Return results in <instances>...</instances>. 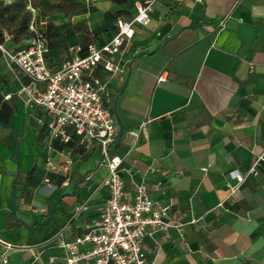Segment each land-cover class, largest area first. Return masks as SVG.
Returning <instances> with one entry per match:
<instances>
[{
  "label": "crops",
  "instance_id": "0c3cea01",
  "mask_svg": "<svg viewBox=\"0 0 264 264\" xmlns=\"http://www.w3.org/2000/svg\"><path fill=\"white\" fill-rule=\"evenodd\" d=\"M75 1L88 11L65 15L61 4L60 22L50 15L53 69L71 56L70 45L85 46L73 24L85 21L96 35L92 42L103 44L116 34L117 17L131 19L135 13V0H101L92 9ZM150 17L124 46L122 68L114 75L97 72L112 92L124 199L131 200L144 181L152 198L170 206L176 224L147 235L143 248L152 264H264V162L229 196L236 183L230 172L246 173L264 149V0H183L178 7L160 0ZM7 44L24 47L13 40ZM0 90L4 100L16 99L10 125L0 124V237L24 246L11 252L8 264H65L50 238L59 230L74 237L100 213L108 196L103 185L108 168L100 158L80 172L99 147L83 146L80 153L69 146L68 184H61L62 174H52L58 188L40 185L23 151L26 131L18 125L26 126L31 117L37 122L42 111L17 94L19 81L1 51ZM38 133L43 151L37 167L45 178L48 130L38 124ZM70 197L76 198L75 207L88 201L78 219L68 208Z\"/></svg>",
  "mask_w": 264,
  "mask_h": 264
},
{
  "label": "built area",
  "instance_id": "2783aa9c",
  "mask_svg": "<svg viewBox=\"0 0 264 264\" xmlns=\"http://www.w3.org/2000/svg\"><path fill=\"white\" fill-rule=\"evenodd\" d=\"M98 1L101 0H84V3L89 6ZM158 1L135 0L134 16L131 19L117 17V32L113 37L103 44L70 45L71 56L56 69L48 65L49 40L33 17L29 24L32 35L24 47H7L6 43L13 40L8 31H4L0 41L7 67L19 81L17 94L25 96L27 106L42 111L37 123L48 130V174L44 178L48 187L58 188L52 174H62L65 179L61 184H68L73 155L67 144L72 141L80 146L99 147L101 162L108 168L103 179L108 196L100 213L88 220L84 232L69 237L64 230H59L50 238L62 250L65 264H152L143 248L145 237L159 231L167 232L176 225L171 219L170 206L152 198L144 181L137 184L131 200L124 199L123 157L114 148L118 124L110 107L112 92L109 80L97 73L102 69L114 75L122 68L124 46L132 42L138 25L150 23V14ZM158 80H164V72ZM11 96L9 93L5 98ZM132 133L138 135V132ZM57 145L65 147L58 149ZM53 153L61 158L56 159ZM262 162L264 149L246 173L237 169L230 172L236 183L230 186L229 196L240 189L247 177L258 174ZM90 177L87 175L86 179ZM88 207V201L77 204L72 219L80 218ZM20 247L24 246L0 237V264H8L11 252ZM55 260L56 256L49 257L51 263Z\"/></svg>",
  "mask_w": 264,
  "mask_h": 264
},
{
  "label": "trees",
  "instance_id": "16d2710c",
  "mask_svg": "<svg viewBox=\"0 0 264 264\" xmlns=\"http://www.w3.org/2000/svg\"><path fill=\"white\" fill-rule=\"evenodd\" d=\"M43 0H29L33 8L38 9L40 3ZM62 2V11L65 15H70L75 13L80 9L88 11L86 8H83V5L79 1L75 0H58ZM117 4L128 3L132 0H111ZM178 7L181 2H175ZM169 5H173L169 2ZM33 17L31 10H26V2L24 0H15L12 3H5L0 1V41L3 40L4 31H8L13 35V42L16 44H21L24 46V42L28 40L32 32L29 29L30 21ZM53 23L49 22L47 27L42 28L48 37L49 43L50 38H52ZM71 29L81 33L84 39V45L87 46L89 43L95 40L96 35L94 32L86 25L85 21H79L76 24L71 26ZM16 99L14 97L11 100H4L3 93L0 90V124L10 125L11 118L14 112ZM68 146L78 147L80 153H83L85 148L83 146L77 145L76 142L72 141L67 144ZM65 147V146H59ZM86 159V158H85Z\"/></svg>",
  "mask_w": 264,
  "mask_h": 264
},
{
  "label": "rangeland",
  "instance_id": "374dc122",
  "mask_svg": "<svg viewBox=\"0 0 264 264\" xmlns=\"http://www.w3.org/2000/svg\"><path fill=\"white\" fill-rule=\"evenodd\" d=\"M4 1L5 3H12L15 0H0ZM26 2V10H31L33 13V18L35 19V24L38 28H45V26L48 25V23L51 21L50 15H53V19L56 23H59L60 21H57V18H60L62 16L61 14V1H49V0H43L40 3V6L38 9L33 8L29 2V0H24ZM94 5H89V8L92 9ZM74 15V14H73ZM6 46L9 47V45L6 43ZM10 48V47H9ZM18 122L19 119L17 120ZM34 118H30L27 125H23L19 123L18 128L20 130H25L26 133L22 132L24 134V149L23 151L27 154L28 159L31 160V169L35 168L36 172L32 173L34 179H37L39 181V184L42 186H46L47 184L44 183L43 179L45 175V170L42 167H37L38 159L40 158L39 153L43 151V145L40 142L39 139V133H38V123L35 122ZM26 127V128H25ZM19 154V153H18ZM39 155V156H38ZM101 158V150L98 149L93 153L90 160L85 161L83 166L81 167L80 172L85 173L89 170L91 167V164L96 160ZM40 166V165H39ZM42 179V180H41ZM88 181L85 182V185H82L80 187V191L83 195V198H86L88 195V190L86 187ZM76 198L70 197L68 199L69 209L74 210L75 209V200Z\"/></svg>",
  "mask_w": 264,
  "mask_h": 264
},
{
  "label": "water",
  "instance_id": "95a60500",
  "mask_svg": "<svg viewBox=\"0 0 264 264\" xmlns=\"http://www.w3.org/2000/svg\"><path fill=\"white\" fill-rule=\"evenodd\" d=\"M101 160H102V158H101Z\"/></svg>",
  "mask_w": 264,
  "mask_h": 264
}]
</instances>
